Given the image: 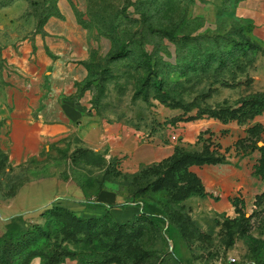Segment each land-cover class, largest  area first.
Here are the masks:
<instances>
[{"label":"rangeland","instance_id":"374dc122","mask_svg":"<svg viewBox=\"0 0 264 264\" xmlns=\"http://www.w3.org/2000/svg\"><path fill=\"white\" fill-rule=\"evenodd\" d=\"M240 1L0 0V56L16 35L40 31L35 26L37 16L44 13L48 18L55 11L62 15V9L77 17L100 45L89 82L95 114L110 124L125 123L144 132L142 138L147 143H155L151 138L158 136L162 143L174 147V153L177 149L201 152L204 144L211 143L212 150L226 156L228 163L247 160L256 168L264 136L253 153L246 154L245 149L238 153L234 146L230 155L216 149L220 145L213 141L210 130L203 131L195 144H183L182 138L187 128L212 120L190 118L208 109L237 108L243 97L255 91L257 73L249 72L252 57L237 59L233 55V64L225 68L219 64L230 52L240 50L241 34L252 32L254 36L252 21L240 16ZM249 8L258 15L255 20L264 23V0H252ZM256 35L264 37V26ZM146 55L152 61L150 67ZM203 61L207 62L205 67ZM4 63L0 61V67ZM259 63L264 65L263 58ZM156 80L162 83L160 90ZM241 81L247 83L246 87L237 86ZM255 125L254 121L238 124L248 128L247 135L239 140L248 138V130ZM146 151L158 152L145 147L138 155ZM153 160L154 156L148 163ZM59 162L55 171L63 179L76 176L86 195L83 203L96 208L87 217H102L96 210L104 207L120 208L126 215L114 217V221L106 218L102 230L97 229L92 239L81 237L80 242L64 240L52 232L42 248L40 243L34 258L14 264H264V199L257 203V197L239 192L222 203L221 198L210 194L175 201L169 193L148 188L155 178L140 176L142 171L120 170V159L79 150L64 152ZM30 167L14 170L7 156L0 155V238L8 222L18 216L31 230L48 224L43 214L57 205L41 208L57 192L41 184L32 186L53 168ZM195 167L189 169L193 174ZM220 191L221 195L227 192ZM234 199L244 202L239 212L232 203ZM132 205L144 207L146 216L152 213L156 218L146 219L137 212L136 218L141 219L135 220ZM115 210L118 216L120 212ZM114 222L131 225L130 247H119L115 231L111 233Z\"/></svg>","mask_w":264,"mask_h":264},{"label":"crops","instance_id":"0c3cea01","mask_svg":"<svg viewBox=\"0 0 264 264\" xmlns=\"http://www.w3.org/2000/svg\"><path fill=\"white\" fill-rule=\"evenodd\" d=\"M251 1H240V16L252 21L255 27L253 41L264 50V37L256 35L264 23L255 20L258 15L249 8ZM61 13L60 17L48 19L41 32L23 37L16 35L0 56V61H5L0 67V150L14 170L29 165L45 170L53 168L48 176L32 183V186L41 184L57 192L54 199L41 208L57 204L82 218H96L87 217L96 208L83 203L86 195L76 176L63 179L55 171L64 152L85 150L104 158L120 159V170L124 173H139L169 159L175 149L162 143L158 136L151 138L155 143H147L142 138L144 132L125 123L110 124L106 118L94 113L93 94L85 86L93 77L100 45L77 17L62 9ZM254 58L249 72L257 73L253 81L255 91L248 95L264 93V65L257 64L259 58L264 61V52L257 53ZM241 82L244 83L241 87H246L245 82ZM254 124L264 126V115L257 117ZM247 129L234 123L203 120L182 132L183 144H195L203 131L210 130L221 153L229 150L230 155L238 140L247 135ZM145 147H153L158 152L146 151L139 156ZM152 156L155 160L148 163ZM51 162L53 166H49ZM193 172L203 182L206 192L221 198V203L239 192L245 196L249 193L251 198L264 193V183L255 175V165H249L247 160L195 167ZM220 190L227 192L221 195ZM130 207L134 209V219L143 211L137 205ZM115 208L120 212L118 216ZM96 211L103 216L109 212L115 218L126 215L125 210L117 207Z\"/></svg>","mask_w":264,"mask_h":264},{"label":"trees","instance_id":"16d2710c","mask_svg":"<svg viewBox=\"0 0 264 264\" xmlns=\"http://www.w3.org/2000/svg\"><path fill=\"white\" fill-rule=\"evenodd\" d=\"M19 1L28 2V0ZM33 2H30V5L34 7ZM60 16L61 15L56 11L55 15L48 18H45L46 15H44V13L37 16L36 19L38 21L37 27L40 30L39 32H41V28L48 19ZM250 34L240 35L241 42L238 44L240 50L234 51L233 53L230 52L226 61L219 60V64H221L222 68L233 64L231 62L233 55H237V59L241 56L240 59H243V57L249 58L250 56L252 57V64L255 60L254 55L259 52H264L263 48L253 41V36ZM241 50H244V52H241ZM219 55L221 56V54ZM146 57L147 64L150 67L152 61L147 55ZM203 62L205 63L203 64L205 67L207 62ZM89 82L86 84L85 89H89ZM243 85L244 83L242 82L237 84V86L240 87ZM245 85H247V83H245ZM155 86L160 90L162 83L156 80ZM201 113L202 114H199L197 117L190 118V120L197 121L204 117H208L209 119L217 120L223 124L237 122L239 125H244L264 115V93L259 92L242 98L237 108L219 107L216 109H208ZM263 136L264 126L259 124L253 126L248 130V138L239 140L236 143L235 147L239 149L238 153L242 152L243 149L247 151L246 154L256 151L257 145L263 140ZM216 149H221V147L217 146ZM216 151L217 150H212L211 143L204 144L201 152L191 153L177 149L171 158L158 166H152L142 170L140 176L147 179L155 178L148 188L155 192L169 193L171 198L175 201H183L192 196L208 197L209 194L206 192L201 179L197 175L191 173L189 169L195 166L204 167L228 164L226 156L220 155ZM228 152L229 150H227V153ZM260 152L261 159L255 168V174L264 181V147L260 148ZM0 155L6 154L3 152ZM210 197L214 198L211 195ZM263 199L264 193L257 196L256 201L259 203ZM232 203L238 212L241 211L244 204L243 201L234 199ZM141 215H143L141 217H147L146 219H151L152 217L154 219L156 218L152 213L146 216L144 207ZM43 217L46 218L48 224L43 226L39 225L33 230L25 224L22 216L13 218L8 222L7 231L4 237L0 238V263L14 264L16 261L20 262L23 259L25 261L31 260L37 255L40 243L42 248V245L49 240V236H51L52 232H57L64 240L80 242L81 237L92 239L97 229L102 230L106 226V218L114 221V217L109 212L101 218L85 219L59 205L49 208L43 214ZM141 217H137L135 220H139ZM113 225L115 230H111V233L115 231L114 234L116 235L117 243L120 244L119 247H130L133 241L132 236L128 235L130 230L129 226L131 225L117 222H114Z\"/></svg>","mask_w":264,"mask_h":264},{"label":"built area","instance_id":"2783aa9c","mask_svg":"<svg viewBox=\"0 0 264 264\" xmlns=\"http://www.w3.org/2000/svg\"><path fill=\"white\" fill-rule=\"evenodd\" d=\"M233 262H235V260H233Z\"/></svg>","mask_w":264,"mask_h":264}]
</instances>
